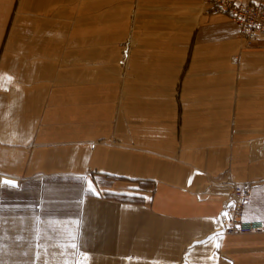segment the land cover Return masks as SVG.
Instances as JSON below:
<instances>
[{"label":"crops","instance_id":"1","mask_svg":"<svg viewBox=\"0 0 264 264\" xmlns=\"http://www.w3.org/2000/svg\"><path fill=\"white\" fill-rule=\"evenodd\" d=\"M202 8L0 0V264H264V35Z\"/></svg>","mask_w":264,"mask_h":264},{"label":"built area","instance_id":"2","mask_svg":"<svg viewBox=\"0 0 264 264\" xmlns=\"http://www.w3.org/2000/svg\"><path fill=\"white\" fill-rule=\"evenodd\" d=\"M206 14L229 13L239 27V35L250 44L264 35V2L245 4L238 0H201ZM248 185L232 183L227 195L222 230L225 234L264 232V220L246 221L244 208L250 202ZM226 214V215H225Z\"/></svg>","mask_w":264,"mask_h":264},{"label":"rangeland","instance_id":"3","mask_svg":"<svg viewBox=\"0 0 264 264\" xmlns=\"http://www.w3.org/2000/svg\"><path fill=\"white\" fill-rule=\"evenodd\" d=\"M202 6H203V4H202ZM203 10H204V7L202 8V13H204ZM204 14H206V13H204ZM134 41H135V35H134L133 32H131L122 41V44L120 46L121 47L120 48V54H121V56H120V66L122 68V71L125 72V73L128 71L129 66H130V61H131V57H132L133 50H134ZM255 233H259V232H255Z\"/></svg>","mask_w":264,"mask_h":264},{"label":"snow or ice","instance_id":"4","mask_svg":"<svg viewBox=\"0 0 264 264\" xmlns=\"http://www.w3.org/2000/svg\"><path fill=\"white\" fill-rule=\"evenodd\" d=\"M4 79H7L9 82H11L12 77L7 75V74H0V81H3ZM217 246H219V245H217Z\"/></svg>","mask_w":264,"mask_h":264},{"label":"water","instance_id":"5","mask_svg":"<svg viewBox=\"0 0 264 264\" xmlns=\"http://www.w3.org/2000/svg\"><path fill=\"white\" fill-rule=\"evenodd\" d=\"M3 180H4V182L11 183V184H17L18 183V181L16 179H12V178H4Z\"/></svg>","mask_w":264,"mask_h":264},{"label":"trees","instance_id":"6","mask_svg":"<svg viewBox=\"0 0 264 264\" xmlns=\"http://www.w3.org/2000/svg\"><path fill=\"white\" fill-rule=\"evenodd\" d=\"M121 199L125 200L126 199V195H121Z\"/></svg>","mask_w":264,"mask_h":264}]
</instances>
